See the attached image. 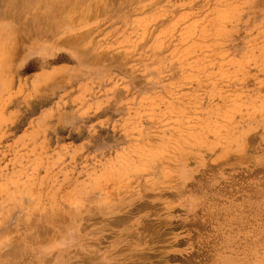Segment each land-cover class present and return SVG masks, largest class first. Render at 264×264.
I'll return each instance as SVG.
<instances>
[{
  "label": "rangeland",
  "instance_id": "1",
  "mask_svg": "<svg viewBox=\"0 0 264 264\" xmlns=\"http://www.w3.org/2000/svg\"><path fill=\"white\" fill-rule=\"evenodd\" d=\"M196 248L264 264V0H0V264Z\"/></svg>",
  "mask_w": 264,
  "mask_h": 264
},
{
  "label": "bare ground",
  "instance_id": "2",
  "mask_svg": "<svg viewBox=\"0 0 264 264\" xmlns=\"http://www.w3.org/2000/svg\"><path fill=\"white\" fill-rule=\"evenodd\" d=\"M195 222V221H194ZM167 223V222H166ZM198 236V235H197ZM200 242H198V244H199ZM192 244H193V242H192ZM199 245H201V244H199ZM204 245V244H203ZM189 246V245H188ZM196 247V246H195ZM2 248V247H1ZM203 249V248H202ZM171 250V249H170ZM206 250V249H205ZM14 252V251H13ZM5 253V252H4ZM181 254V253H180ZM4 255V254H3ZM158 255V254H157ZM181 255H183V254H181ZM184 255H185V257L183 258V260L185 261V263L186 264H199V262L201 261V259H202V257L205 255V254H203L202 252H200L199 251V248L197 249H195V250H193L192 252L189 250V251H185V253H184ZM146 256V255H145ZM145 256H139V257H137V259H139L140 260V262L142 261V258H143V261L145 260ZM206 256V255H205ZM149 257H151V255H148V256H146V258H147V260H148V258ZM134 258V257H133ZM56 259V258H55ZM150 260V259H149ZM83 261V260H82ZM134 261H136V259L134 260ZM142 261V262H143ZM140 262H135V263H137V264H140ZM151 262V261H150Z\"/></svg>",
  "mask_w": 264,
  "mask_h": 264
}]
</instances>
